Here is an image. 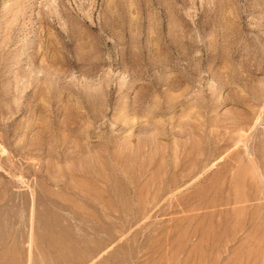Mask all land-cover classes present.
I'll return each instance as SVG.
<instances>
[{
  "label": "rangeland",
  "instance_id": "374dc122",
  "mask_svg": "<svg viewBox=\"0 0 264 264\" xmlns=\"http://www.w3.org/2000/svg\"><path fill=\"white\" fill-rule=\"evenodd\" d=\"M0 264H264V0H0Z\"/></svg>",
  "mask_w": 264,
  "mask_h": 264
}]
</instances>
